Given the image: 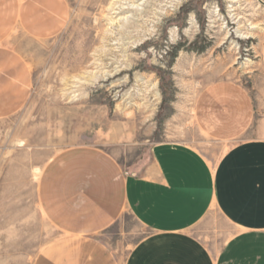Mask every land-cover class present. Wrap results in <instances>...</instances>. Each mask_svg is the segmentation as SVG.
<instances>
[{
	"label": "rangeland",
	"instance_id": "rangeland-1",
	"mask_svg": "<svg viewBox=\"0 0 264 264\" xmlns=\"http://www.w3.org/2000/svg\"><path fill=\"white\" fill-rule=\"evenodd\" d=\"M67 1L59 35L22 39L32 90L20 111L0 118V264H34L61 236L38 197L50 158L97 147L140 174L157 144L179 142L214 164L227 147L198 129V93L222 79L264 92V0ZM123 214L103 234L122 258L149 233ZM211 220L223 224L213 210L200 226Z\"/></svg>",
	"mask_w": 264,
	"mask_h": 264
},
{
	"label": "crops",
	"instance_id": "crops-1",
	"mask_svg": "<svg viewBox=\"0 0 264 264\" xmlns=\"http://www.w3.org/2000/svg\"><path fill=\"white\" fill-rule=\"evenodd\" d=\"M70 11L67 0H0V118L20 111L32 90L22 39L59 35ZM260 65L264 75V42ZM194 115L207 138L227 147L214 164L179 142L157 144L140 174L97 147L50 158L38 197L61 236L34 264H264V92L211 82L198 93ZM213 210L223 224L200 226ZM125 212L149 233L122 258L103 234Z\"/></svg>",
	"mask_w": 264,
	"mask_h": 264
},
{
	"label": "trees",
	"instance_id": "trees-1",
	"mask_svg": "<svg viewBox=\"0 0 264 264\" xmlns=\"http://www.w3.org/2000/svg\"><path fill=\"white\" fill-rule=\"evenodd\" d=\"M172 49H174L173 50V53H174V55H173V59H174V57L178 54V50H179V47H172ZM169 67H171V63L169 64Z\"/></svg>",
	"mask_w": 264,
	"mask_h": 264
}]
</instances>
